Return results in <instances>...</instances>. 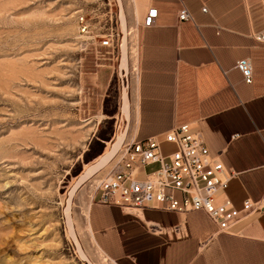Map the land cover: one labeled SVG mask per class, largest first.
I'll return each instance as SVG.
<instances>
[{"label": "rangeland", "instance_id": "374dc122", "mask_svg": "<svg viewBox=\"0 0 264 264\" xmlns=\"http://www.w3.org/2000/svg\"><path fill=\"white\" fill-rule=\"evenodd\" d=\"M129 14L128 0H0V264H115L91 242L88 207L130 142ZM108 33L114 49L99 46ZM123 133L117 154L79 184Z\"/></svg>", "mask_w": 264, "mask_h": 264}, {"label": "crops", "instance_id": "0c3cea01", "mask_svg": "<svg viewBox=\"0 0 264 264\" xmlns=\"http://www.w3.org/2000/svg\"><path fill=\"white\" fill-rule=\"evenodd\" d=\"M128 2L136 51L130 142L162 138L172 127L189 124L211 155L220 153L221 178L234 173L224 192L233 205L259 199L264 192V43L254 35L264 28L261 0ZM182 7L191 20H177ZM152 8L153 25L143 27ZM243 58L252 65L250 83L234 68ZM161 148L166 155L174 150L168 143ZM148 225L158 229L150 233ZM88 226L91 242L115 264H264V208L228 233H217L202 212L126 210L100 204L92 195Z\"/></svg>", "mask_w": 264, "mask_h": 264}, {"label": "built area", "instance_id": "2783aa9c", "mask_svg": "<svg viewBox=\"0 0 264 264\" xmlns=\"http://www.w3.org/2000/svg\"><path fill=\"white\" fill-rule=\"evenodd\" d=\"M261 5L264 20V0H261ZM202 11L206 12V8L203 7ZM156 13L155 8L148 10L142 26L151 27ZM177 20H191L185 7L178 10ZM77 23L79 33L87 35L91 32L84 15L77 17ZM102 37L99 46L114 49L118 45H114L113 33ZM254 38L264 43V28ZM234 68L245 83L251 82L249 59H239ZM117 70L118 77L123 79L126 73L119 66ZM162 143L173 145L174 150L164 154ZM219 154L211 155L201 134L189 124L174 126L162 138L150 137L124 145L117 156L116 168L97 180L93 195L97 196L100 204L126 210L154 209L180 214L202 212L216 226L217 233H228L241 220L264 208V192L257 200L244 199L241 208H236L224 194L234 173L221 178L224 168L219 162ZM152 165H155L154 169L146 172V168ZM81 264L90 263L83 260Z\"/></svg>", "mask_w": 264, "mask_h": 264}, {"label": "bare ground", "instance_id": "6f19581e", "mask_svg": "<svg viewBox=\"0 0 264 264\" xmlns=\"http://www.w3.org/2000/svg\"><path fill=\"white\" fill-rule=\"evenodd\" d=\"M122 7V6H121ZM122 12V11H121ZM122 21V20H121ZM125 43V42H124ZM126 47V46H125ZM124 51V50H123ZM122 53V52H121ZM124 55V54H123ZM125 56V55H124ZM124 65L121 64V67L124 68L126 70V66L125 63H123ZM121 110L123 112V115L128 118L129 116V101H128V96L127 93L123 92L122 95V105H121ZM125 118V119H126ZM125 133V132H124ZM124 133L120 134L117 139L115 140L114 144L111 146L110 150L105 153L104 155H102L99 160L93 165L91 166L89 169L86 170V172L84 173L83 176H81L78 180V183L80 184V182L84 181L85 179H87L88 177H90L92 174H94L95 172H97L98 170H100L101 168L105 167L106 164H108V162L114 157L115 153L118 152V148H120V144L123 140L124 137ZM117 154V153H116ZM75 190V189H74ZM68 219V217H67ZM68 221V220H67ZM70 223V222H69ZM70 226V225H69ZM71 234V233H70ZM75 239V238H74ZM78 245V244H77ZM79 246V245H78Z\"/></svg>", "mask_w": 264, "mask_h": 264}, {"label": "water", "instance_id": "95a60500", "mask_svg": "<svg viewBox=\"0 0 264 264\" xmlns=\"http://www.w3.org/2000/svg\"><path fill=\"white\" fill-rule=\"evenodd\" d=\"M122 45V44H121ZM119 68L123 69L124 72L126 71L124 68L121 67V65H119ZM126 73V72H125ZM125 88H123V92H124Z\"/></svg>", "mask_w": 264, "mask_h": 264}]
</instances>
